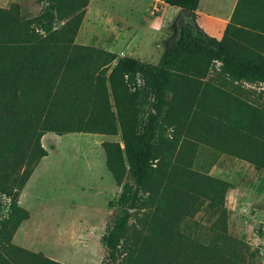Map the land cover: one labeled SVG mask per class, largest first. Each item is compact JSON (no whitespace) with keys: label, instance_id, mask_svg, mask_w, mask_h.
<instances>
[{"label":"trees","instance_id":"16d2710c","mask_svg":"<svg viewBox=\"0 0 264 264\" xmlns=\"http://www.w3.org/2000/svg\"><path fill=\"white\" fill-rule=\"evenodd\" d=\"M44 1L42 12L26 20L0 7V191L10 198L7 216L0 222V264H63L11 241L19 225L29 217L18 197L39 160L47 154L41 138L48 132L115 135L120 128L122 144L101 143L107 169L122 187L115 201L114 218L102 235V264H123L118 260L120 243L133 213L142 207L145 193L149 200L178 186L183 193L189 188L204 195L209 208L223 205L231 184L185 168L190 167L191 159L180 165L182 142L195 148L199 141L206 145L210 142L208 145L217 148V163L224 155L264 168V106L258 107L208 83L206 87L211 86L217 98L214 92L204 91V98L196 100L200 110L194 119H209L213 124L208 120V130L201 136L189 131L191 138H186L190 141L182 140L179 147L189 112L171 110L174 100L168 98L169 94L185 92L182 83H202L216 62L224 81L239 84V88L243 83L264 85V55H251L246 46L250 40L264 46V37L250 35L247 29L259 27L264 33V0H244L239 17L235 14L242 0H237L220 39L199 28L195 14L186 17L181 32L177 29L169 39L156 64L127 55L117 58L114 52L76 43L90 0ZM164 2L192 11L199 4V0ZM254 22L258 27H253ZM12 106L21 113L23 129L12 125ZM207 114L210 116L205 117ZM168 129L173 136L165 141L162 133ZM20 139H27L21 153ZM14 143L19 157L13 163L20 161L22 172L16 181L10 180L13 186L9 187L3 160L14 151ZM167 156L176 157L169 171L162 165ZM11 167L15 171L14 165ZM125 175L128 179L123 182ZM181 195L182 192L170 199L175 210H171L173 206L167 209L166 216L170 218L166 221L171 220V225L184 213ZM159 225L156 222L149 226L147 240L170 246L174 236ZM193 255L197 257L196 264H237L218 245L196 244L186 256L192 264ZM147 263L143 257L136 260V264Z\"/></svg>","mask_w":264,"mask_h":264},{"label":"rangeland","instance_id":"374dc122","mask_svg":"<svg viewBox=\"0 0 264 264\" xmlns=\"http://www.w3.org/2000/svg\"><path fill=\"white\" fill-rule=\"evenodd\" d=\"M151 2L92 0L75 42L88 43L117 55L130 47L132 55L128 56L156 64L169 39L176 35L180 14L177 7L166 5L162 8L160 1L157 4L153 2L155 7ZM219 3L221 6L225 4L223 0H219ZM243 3L244 0L237 8V17L243 11ZM45 6L44 0H0V7L17 13L20 20L38 16ZM252 25L258 27L255 22ZM247 29L250 35L255 33L264 37L259 27ZM130 38L132 42H129ZM127 42L129 44L124 47ZM250 42H246V46L251 55L256 52L264 55V46L262 48L255 41ZM218 65L217 62L211 65L202 83H182L185 92L178 96L168 95L171 101L174 100L170 105L171 110L189 112L178 144L182 140L190 141L186 138H191L189 131L193 130V134L201 136L208 130L209 119L198 117L195 120L194 116H198L200 110L196 100L201 96L204 98V91L214 92L217 98L211 86L220 87L258 107L264 106L263 84L243 83L239 88V84L222 79ZM208 83L211 86L206 87ZM216 98L214 102L217 104ZM12 109V125L23 129L21 113L15 106ZM209 116L207 114L205 117ZM145 119L146 115L143 117ZM209 123L213 124L210 120ZM162 135L168 141L173 133L168 129ZM103 141H119L122 144L120 128L115 135L84 132L57 135L48 132L42 136L41 144L47 154L39 160L20 191L19 204L28 211L29 217L14 232L11 240L14 245L40 252L63 264H102V235L114 218L115 201L122 188L107 169L101 146ZM19 142L21 153L27 139H20ZM199 142L196 148L189 142H182L184 147L179 164L183 165L191 159L192 164L185 168L228 181L231 186L223 205L218 209L217 206L209 208L204 195L191 192L186 187L184 193L181 187L176 186L162 197L151 196L149 200L145 199L147 193L143 194L142 207L133 213L120 243L118 260L123 264H136L138 257L148 259L147 264H192L186 256L196 244L221 246L225 255L237 264H264V168H256L245 160L224 155L217 163V148L208 145L210 142L207 145ZM12 147L14 151L3 160V169L7 170L9 181L14 182L22 167L20 161L13 163L19 153L17 144H12ZM164 159L162 165L169 171L176 157L168 159L167 156ZM11 165H14L15 171H12ZM127 179L128 175H125L123 182ZM10 185L13 186L11 181ZM179 191L183 196L184 213L181 212L179 220L171 225V220L166 221L170 218L166 216V211L173 206L170 199L180 194ZM9 203L10 198L0 191V222L7 216ZM171 210H175L174 206ZM156 222L174 236L169 242L170 246L155 241L150 244L147 240L151 233L149 226ZM183 247L185 251H182ZM196 258L193 255V264H196Z\"/></svg>","mask_w":264,"mask_h":264},{"label":"crops","instance_id":"0c3cea01","mask_svg":"<svg viewBox=\"0 0 264 264\" xmlns=\"http://www.w3.org/2000/svg\"><path fill=\"white\" fill-rule=\"evenodd\" d=\"M151 1H152L151 2L152 5H155L160 1L162 8H164V6L167 5L164 2V0H151ZM91 2L92 0L89 1L88 5H90ZM153 2H155V4H153ZM223 2L225 4L221 6V4L219 3V0H199L197 9L193 11V14L196 15V25L208 35L218 38V39L221 38L223 31L225 29V26L230 20V17L237 3V0H223ZM179 10L180 8H177V12L180 14ZM129 42H132L131 38ZM129 42H127L124 47H126L129 44ZM83 45H86V44H83ZM110 48H114V46ZM110 48H107V49L111 50ZM129 51H130V47L128 48V51L125 49L124 52H118L117 58L124 56V55H127V56L132 55V53H130Z\"/></svg>","mask_w":264,"mask_h":264},{"label":"water","instance_id":"95a60500","mask_svg":"<svg viewBox=\"0 0 264 264\" xmlns=\"http://www.w3.org/2000/svg\"><path fill=\"white\" fill-rule=\"evenodd\" d=\"M180 12V15L177 19V28H178V32L180 33L181 32V29L185 23V18L186 17H189V16H192L193 15V11L192 10H189V9H185V8H181L179 10Z\"/></svg>","mask_w":264,"mask_h":264}]
</instances>
